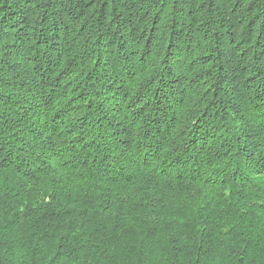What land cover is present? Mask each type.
Returning <instances> with one entry per match:
<instances>
[{
    "label": "trees",
    "instance_id": "trees-1",
    "mask_svg": "<svg viewBox=\"0 0 264 264\" xmlns=\"http://www.w3.org/2000/svg\"><path fill=\"white\" fill-rule=\"evenodd\" d=\"M0 264H264V0H0Z\"/></svg>",
    "mask_w": 264,
    "mask_h": 264
}]
</instances>
